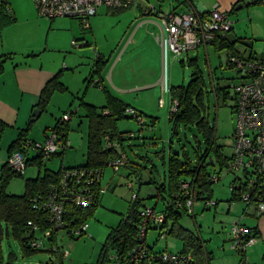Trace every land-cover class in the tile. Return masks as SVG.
<instances>
[{"label":"rangeland","instance_id":"374dc122","mask_svg":"<svg viewBox=\"0 0 264 264\" xmlns=\"http://www.w3.org/2000/svg\"><path fill=\"white\" fill-rule=\"evenodd\" d=\"M259 6L254 18L245 11L246 19H240L243 16L240 15L243 9L230 15L232 31L228 36L240 40L233 46L235 52L243 53L245 57L252 53L257 59L264 60V5ZM6 15L9 19H17L15 25L1 29L0 63L2 62L3 65L2 74L6 72L2 78L6 84L16 90L14 78L8 75H12L11 70L15 66L22 64L54 69L55 74H58L59 82L63 85V90L56 89L50 95L39 118L30 123L28 134L35 139L39 138L38 143H42L43 141L39 140L43 137L44 128H51L63 112L68 110L75 112L69 122L67 138L70 147L65 151V159L62 163L64 167L81 166L86 161L88 119L84 105L100 108L106 102L104 93L93 85L99 79L93 74L96 70L95 62L99 63L96 53L94 54L95 50L98 53L104 51L109 65L106 75L112 66L116 67L111 73L113 85L106 76L102 82L106 88L108 86L111 96L149 117L156 118L155 127L152 130L145 127L142 132H137L139 127L133 120L122 118L116 122L119 132H133L136 137H146L142 140L139 138L126 140L124 143V151L130 162L136 165L138 175L128 178L129 170L122 168L115 173L111 167H105L100 180L104 193L100 195L99 206L86 221L85 233L76 238L69 237L64 231L57 233L56 245L60 251L66 253L63 264H114L110 260L115 252L114 249L110 247L105 252L103 246L110 229L115 228L130 210L129 200L132 191L127 184L132 182V190L138 191L143 205L148 208L155 206L158 212L162 209V202H158L156 198L157 187L164 184L168 177L169 153L173 151L180 160H187L194 166L196 162L194 150L197 142L203 147L194 127L174 126L173 120L169 119L170 88L186 86L195 68L199 70L203 79V104L204 108H208L209 120L214 122L215 144L222 147L224 157L231 155L230 136L235 126L231 109L234 103L233 93L229 90V96L225 100L222 97L216 101L211 91V83L220 87L229 86L235 76V72L227 67L226 59L229 51L208 46L207 51L198 48L188 56L173 58V54L166 47L165 56L162 58L161 48L154 44L152 37L145 38L142 35L139 40L136 35L133 37L136 26L129 29L131 22L135 23L136 19L145 18L135 5L125 10L99 7L97 13L90 17L92 33L84 35L89 40V44L80 40L77 41L76 47L72 45L74 39L67 31L66 25L67 21L74 20L69 18L49 20L40 17L35 9L34 0H10V12ZM247 16L251 19H247ZM61 19L65 22L60 21ZM1 39L4 41V49L1 48ZM29 52L35 53L27 57ZM109 55L112 56L111 59H108ZM189 60L192 62L190 63ZM92 75L93 83H89ZM119 90H129V92ZM14 95L15 99L11 102L17 104L20 95L16 91ZM29 99L25 94L24 104ZM35 110L27 112L28 119L25 126ZM32 154L30 152L29 156H33ZM211 159L212 165H207L206 170L213 175L218 172L219 167L213 155ZM59 162V159L52 158L45 162L43 169L56 171ZM27 169L35 168L29 166ZM26 176L11 178L7 192L15 196L23 195ZM218 176L219 179L209 186L212 191V202H218L217 205L212 207L202 201H195L192 206L193 215L180 213L177 224L201 238L206 252L211 255L209 264H239L240 258L231 249V239L227 231L233 221H238L231 219L245 207V204L228 203L231 198L229 182L234 176L225 169L220 170ZM161 196L165 198L164 193ZM231 204V209L228 211L227 207ZM251 208L254 207L250 206V210ZM157 235V231L147 232L146 242L153 246L155 251L178 252L182 249L183 243L179 238L168 235L165 239H157ZM248 248L246 264H249V261L250 264H264L263 252L259 251H255L248 261L249 253L255 250L251 246ZM1 249L0 264H52V262L56 264L55 256L47 252L38 251L25 256L18 240L11 234L3 238ZM103 252L105 255L102 258Z\"/></svg>","mask_w":264,"mask_h":264},{"label":"trees","instance_id":"16d2710c","mask_svg":"<svg viewBox=\"0 0 264 264\" xmlns=\"http://www.w3.org/2000/svg\"><path fill=\"white\" fill-rule=\"evenodd\" d=\"M0 1L1 30L2 27L10 23H3L1 19V15H6L10 12L8 8L10 0ZM78 21L80 22V20ZM81 26L82 25L80 23V27ZM231 31L232 28L229 32L225 33L223 37L218 36L219 39L213 44L217 50H220L221 48L229 51L226 59L228 60L227 67L229 69H233V66L229 60L231 57L245 58L243 53L234 51L233 46L240 42V40L228 36ZM81 32L89 33L90 28L85 30L81 27ZM246 59L258 60L264 63L262 59H257L251 53L246 57ZM99 60L100 58L97 56V62ZM189 62L191 63L192 60H189ZM95 66L97 67V64ZM2 70L1 62L0 74L2 73ZM234 80L235 77L231 80V82ZM89 83H92V78L89 80ZM93 85L99 87L104 93L106 105L100 108H96L91 105H84L88 119L86 161L84 165L74 167L61 166L57 171H51L49 169H43L44 162L41 161L38 155L32 154L33 156H27V166L29 165L30 161H35L37 162V168L39 172L36 178L24 180V193L21 196L8 194L6 189L11 178L21 177L24 174L21 175L15 173L10 168L8 161L2 166V171L0 174V261L2 257V240L4 237H8L9 234L18 240L20 248L25 256L38 251L47 252L55 256L56 264H63V256L56 245L57 233L59 231H64L71 238H76L79 236L81 237L85 233V231H80V228L86 225L88 218L92 216L93 211L97 206H99L100 195L98 193L96 194V190L98 188L97 184H93L92 189L90 187V190H92L94 193L91 204L80 206L75 204L74 199L76 195L80 193L81 185L76 184L71 180L67 181L65 191L63 193L66 197V200L63 203L64 214L62 216L60 230L58 231L54 229L53 223H51L49 211L42 208V203L43 201L47 200L52 188L58 187L59 193L63 195L59 185V177L63 170H78L83 168L104 170L110 161L122 153L126 156L128 162L124 169L131 171V173L127 175L128 178H130V176L138 175L137 169H133V166L136 165L130 162L124 151V143L126 140L138 138L142 140L146 139V137H136L133 132H119L116 128V122L122 118L135 121L132 116L126 114L127 109H133L139 114V116L143 117L145 119L144 126L151 130L155 127L156 118L149 117L137 109L123 103L122 101L113 98L100 83V81L93 83ZM202 86V76L199 70L195 68L190 75V80L186 86L170 88L171 102L176 101L177 110L169 119L173 120L174 126L183 125L184 128L194 127L201 138L203 147L201 146L200 142H197L196 148L194 150L196 156V162L194 166L189 164L187 160H180L178 155L173 151L169 153L167 162L168 177L166 179V183L157 187L156 198L158 202H162V209L157 212L156 207H152L155 212L162 213L165 217L164 223L161 225V227L166 229V236L173 235L182 241L183 246L180 252L191 254L193 264H209L211 255L210 253L206 252L204 242L200 237L178 226L177 220L180 216V213H187L183 206V198H176V193L179 190L180 182L183 180L187 181L189 179L193 183L192 192L194 193L196 201H202L204 204L212 201V191L209 186L215 182L211 181L210 178L213 175H219L220 170L226 169L228 161L227 157H224L223 155L222 147L215 144V126L214 122L209 120L208 108H204ZM56 89L63 90V85L58 80V74H56L45 84L38 97L35 108L42 112L48 103L50 95ZM211 91L213 92L216 101L222 97L223 100H225L227 96H229L230 92L229 86L220 87L215 86L214 84L211 87ZM59 118L55 120L54 125L49 129L56 127V123ZM30 123H28L26 129L19 132L17 139L10 144L8 149L10 156L14 151L21 148L22 143L25 140H29L25 136L30 129ZM5 129L6 125L0 120V139ZM48 130L45 131L46 134ZM138 130L137 132H140ZM68 132L69 125H66L62 128V139H59H67ZM127 134H131L132 136L128 137ZM108 141L111 143H117L118 148L115 145L108 146L106 144ZM63 153L64 151L61 150L56 152L53 156H62ZM211 155L214 156L219 167L218 172H215L213 175L209 174L206 170L207 165H212ZM41 169H43V171H41ZM217 179H219V176ZM135 193L136 201L131 202L129 200V212L121 219L115 228L110 229L105 245L103 246V251L110 247L114 249L115 252L111 256L112 258L110 257V260L113 261L114 264L124 262L127 253L131 251L136 245H138L137 235L139 233V227L141 223L138 208L143 206V203L142 199H140L138 196V192ZM163 193L165 194V198L161 196ZM230 195L231 199L228 201V203L240 200L236 193L233 192ZM177 201L179 204H181L180 208L176 206ZM217 203L218 202H216V205ZM28 223H31V225ZM78 230L79 232L75 234V232ZM46 232L50 233L48 237H45L44 235ZM34 241H40L41 246H32ZM44 243L46 246H44ZM149 247L152 248V246ZM105 252H103L101 256L102 258L104 257ZM237 256L240 258L239 264H246L245 256ZM52 264H55V262H52Z\"/></svg>","mask_w":264,"mask_h":264},{"label":"built area","instance_id":"2783aa9c","mask_svg":"<svg viewBox=\"0 0 264 264\" xmlns=\"http://www.w3.org/2000/svg\"><path fill=\"white\" fill-rule=\"evenodd\" d=\"M6 1V0H4ZM251 1V0H246ZM137 0H34L35 9L40 17L54 20L55 18H73L80 20L81 27L85 30L90 28V17L97 13L101 6L111 9H128L136 4ZM264 5V0H257ZM1 4V1H0ZM154 14L159 20L161 33V46L164 42L173 54V58H183L198 48L206 49L219 39L218 36L225 35L232 28L228 14L212 9L202 15L194 11L175 12L172 10L158 11L152 5H148L143 15ZM164 35L166 40L164 41ZM77 46V41H72ZM230 63L235 72V80L229 84V90L233 93L232 112L235 118V126L231 133L232 152L227 157L225 171L234 177L229 184V190L239 197V202L245 207L253 206L257 217L264 215V63L240 57H231ZM95 82V81H94ZM93 83V81H92ZM213 83H211L212 87ZM177 110L176 101L171 102L170 117ZM75 112L65 111L56 123V127L49 129L42 143L25 140L20 149L14 151L8 164L17 174L23 175L27 168V156L30 152L38 155L42 162L49 160L56 152L66 151L70 147L68 138L60 140L62 128L69 125L72 115ZM126 114L135 119L139 131L144 130L145 119L133 109H127ZM132 135L129 134L128 137ZM62 139V138H61ZM108 146L117 143H106ZM128 164L124 154L110 161L115 173L124 169ZM102 169H67L63 170L59 177V185L62 194L68 180L80 186V193L76 195L74 202L80 206L90 205L94 193L90 190L92 185H98L96 194L104 193L100 180L103 175ZM218 175L211 176L210 180L216 182ZM132 191L130 201H136V193L132 190V182L127 184ZM193 183L191 180L181 181L176 198H183V206L187 215H193L192 206L196 201L192 192ZM66 197L59 193L58 187L52 188L46 201H43L42 208L49 211L51 223L56 231L60 230L62 216L64 214L63 203ZM208 206L215 207L216 201H209ZM176 206L181 207L177 201ZM141 218L139 233L137 235L138 245L129 251L124 262L117 264H193L191 254L183 252L155 251L150 248L146 239L148 231H157V239L166 238V229L161 227L164 223V215L157 213L153 208L145 205L138 208ZM31 225V223H28ZM87 225L80 228L85 231ZM154 228V229H153ZM75 232V234H77ZM231 238V249L237 255L244 256L248 247L256 242V237L239 222L233 221L228 230ZM45 237L50 235L46 232ZM34 247H40V241L32 243ZM54 249V248H53ZM65 259L66 253L60 251ZM246 257V256H245ZM112 258V257H111ZM114 259V258H113ZM246 259V258H245ZM115 260V259H114ZM246 261V260H245Z\"/></svg>","mask_w":264,"mask_h":264},{"label":"crops","instance_id":"0c3cea01","mask_svg":"<svg viewBox=\"0 0 264 264\" xmlns=\"http://www.w3.org/2000/svg\"><path fill=\"white\" fill-rule=\"evenodd\" d=\"M151 4L156 9L158 8L159 11L172 10V11L181 13V12H185L191 9L192 11L198 14H202V15L208 13L212 9H216L218 12L228 14L229 17L230 15L237 12V10L243 9V11L241 10L242 12L240 13V15H243L242 17H240V19H243V20L246 19L245 14H244L245 11H247L248 15L250 16L252 15L254 18L255 12H257L259 10L258 8H260L259 6L260 3L257 2V0H251V1H246V0H137L135 7L138 10H141L143 14L145 9L147 8L146 5H151ZM8 8L10 10V1H9ZM142 16H145V18L136 19L137 23L136 22L134 23V21L131 22L129 29L132 26H136L135 31L133 33V37L136 35L138 40L142 35H144L145 38L152 37L151 40L154 42V44L158 45L161 48V57L163 58V56H165V48L167 47V45H166V42H164V45L162 47L160 43L161 33L159 29V20L154 14H149V15L145 14ZM249 17L247 16V19H251ZM1 19L3 23L10 22L8 25L4 26L5 28H7L8 26L11 27L15 25V23H17V19H9L6 15H1ZM70 20L76 21V22L74 21L66 22L67 31L70 32L69 33L70 36L74 40H79V41L83 40L89 44V40L84 36L87 33L81 32L80 22L75 19H70ZM60 21H64V19H61ZM91 33L92 31L90 28L89 34ZM1 34H2V31L0 30V35ZM165 40H166V35H164V41ZM1 48L4 49V41L2 39H1ZM207 49L208 47L204 50L207 51ZM34 53L35 52H29V55L27 57H29L30 55L33 56ZM95 53L97 56H99L100 60L98 61L99 63L97 64L96 70L93 71V74L96 75L97 79L99 78L98 81H100L102 85H103L102 82L104 81L105 76H106V79L109 81V83L113 85L114 81L111 78L112 77L111 73L116 68L115 65L112 66V69L109 71L110 75L109 73L108 75H106L109 65H107L104 51L98 53L97 50H95L94 54ZM3 55L5 56L6 54H4L3 52ZM108 57H109L108 59H111L112 56L109 55ZM157 59L159 60V57ZM21 65L22 64H18L17 66H15V68L11 70L12 75L11 76L8 75L9 77L14 78L13 80L15 81L16 90L11 89L12 87L10 88L6 84L5 80L2 79L3 76L6 74V72L4 71L3 74L2 73L0 74V120L6 125V129L3 132L2 137L0 139V174L2 171V166L5 163H7L8 158L10 156V154L8 153L10 144L17 139L19 132L26 129L25 127H27L28 125L27 124L25 126L27 119H28L27 112L33 109H36L35 111H39L37 108H35V105L37 104V101H38V97L42 89L44 88L45 84L56 75L55 70L51 68H43V66L38 68V67L29 66V65H22V66ZM94 65H96V62ZM2 69H3V65H2ZM91 78L93 79V75L91 76ZM105 89L108 91V93H110L108 90V86L107 88L105 87ZM15 91L17 92V94L20 95V100H19V103L17 104H14V102H11L12 100L14 101L15 99V95H14ZM119 91L129 92V90H119ZM25 94H27L30 99L27 101V103L25 102L24 104ZM111 94L112 93H110V95ZM105 105H106V102H105ZM39 112L41 114V111ZM29 117H31L29 120V123L34 122L35 120L38 119L37 118L35 120H32L33 114ZM48 129L49 127L44 128L42 132L43 137L39 141H44L45 136H46L45 131H47ZM25 137L34 142L36 141L38 142V139H39V138L35 139L31 134H28V133ZM64 155H65V152L63 153L62 156H52L49 160H52V158L59 159L60 160L59 168H60L61 166H63L62 164L63 159H65ZM45 162L43 164L44 167H45ZM29 166H33L35 169H27ZM133 167H134L133 169L136 170L135 168L136 166H133ZM27 168L24 173V175H27L26 179L36 178L39 172L37 168V162L30 161ZM44 169H47V168H44ZM236 202H239V201H236ZM236 202H230V203L235 204ZM232 204L227 207L228 211L231 209L230 207L232 206ZM231 220H238L247 229V231L250 232L251 235L256 237V242H254V244L251 246V248L254 247L255 250L249 253L248 261H249V258H251L253 254H255V251L256 252L259 251L261 253L263 252L262 255H264V215L257 217L255 215L254 208L253 209L251 208L250 210V206H248L246 208L244 207L241 211H239L238 214L236 213V216H234V218H232ZM228 235H229V232H228ZM248 249L249 248H247V250ZM247 250H246V253H247ZM246 255L247 254H245L244 256ZM245 258H246L245 260L247 263V256ZM249 264H250V261H249Z\"/></svg>","mask_w":264,"mask_h":264},{"label":"water","instance_id":"95a60500","mask_svg":"<svg viewBox=\"0 0 264 264\" xmlns=\"http://www.w3.org/2000/svg\"><path fill=\"white\" fill-rule=\"evenodd\" d=\"M39 114H40V112H39V111H34V113H33V119H32V120H35V119H37V118H38V116H39Z\"/></svg>","mask_w":264,"mask_h":264}]
</instances>
